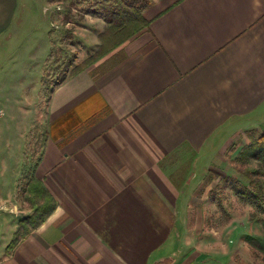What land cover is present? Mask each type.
Masks as SVG:
<instances>
[{
  "label": "crops",
  "instance_id": "1",
  "mask_svg": "<svg viewBox=\"0 0 264 264\" xmlns=\"http://www.w3.org/2000/svg\"><path fill=\"white\" fill-rule=\"evenodd\" d=\"M40 2L0 0V73L18 67L11 54L22 61L11 45ZM140 14L141 27L121 35L108 63L76 62L49 88L44 73L51 72L54 34L47 27V45L30 68L18 67L39 76L30 95L6 96L0 81V108L7 111L0 130V264L210 262L194 251L175 258L189 242L165 249L176 237L179 202L203 178L195 168L199 154L227 136L228 125L264 121V0H150ZM39 21L53 25L42 13ZM10 101L28 114L14 143L28 147L25 164L13 181L4 164L12 146L5 132ZM28 169L55 206L7 252L23 214L16 192ZM227 223L198 232L217 230V246L229 250ZM180 227L184 233L192 226Z\"/></svg>",
  "mask_w": 264,
  "mask_h": 264
},
{
  "label": "rangeland",
  "instance_id": "2",
  "mask_svg": "<svg viewBox=\"0 0 264 264\" xmlns=\"http://www.w3.org/2000/svg\"><path fill=\"white\" fill-rule=\"evenodd\" d=\"M44 1L41 0L36 13L33 10L34 20L24 23L20 37L11 45L12 50L18 49L20 56L23 54L22 61L14 63V60L18 59L17 53L11 54L8 60L10 64H17L22 70L30 68L29 62L30 59H33L35 52L47 45L45 39L47 27L51 29V34H54V47L51 50L53 62L51 72L44 73V82L49 88L63 76L69 65L71 66L76 62L93 65L98 61L103 62L105 60L104 63H108L109 57L107 56L110 53H104L99 38L104 37L105 33L111 34L112 30L116 29L110 28L104 15L107 10L117 8L116 5H119L123 12L133 10L126 8L124 0H48L46 2L48 4ZM31 11H29V14ZM41 13L42 16L46 15L49 20L51 18L53 23L51 27L49 21L45 26L40 25ZM135 13L137 12H131L130 17L137 18ZM131 18L118 29L117 35L108 36L109 43L106 46V51L118 45L117 43L121 41V35L137 29L143 22V20H131ZM37 28H39V31H43L44 34L39 33ZM33 39L35 42H33ZM103 66L105 64L101 67ZM18 67L15 69L14 67L13 69H2L0 73L2 78L0 81H6V87H3L6 96L16 97V99L20 98V95L23 97L29 96L31 89L28 86H30V82H34V78L37 82L39 77L30 70L23 72ZM56 68H59V70L56 71ZM38 90V88L32 89V92ZM17 105L10 101L9 110L12 111V119L8 118L5 121V127H8L5 131L6 136L7 139L8 137L11 139L12 143L4 157V164L7 167L5 172L8 178L7 181H13L20 176L21 166L25 164V151L28 149V147H23V141L19 143L20 148L15 145L16 137L21 133L20 130L27 126L26 118L28 116V114H18L19 106ZM20 106L26 107L25 104ZM1 107L0 110L3 111V116H0V130H2V123L7 113L4 106ZM254 119L257 120L236 121L234 122L236 127L232 130L228 125L229 133H227V136L219 135L215 144L209 150L199 154L195 168L198 169L200 166L201 173L199 172L198 177L203 176V178L201 183H197V189L194 190L195 186L193 189L188 190L184 195L185 197L179 202V211L181 212L178 217V228L175 231L176 237H174L172 243H168L169 248L165 249V251H169L172 249L171 246L174 247L180 242H189L180 247V251L176 253L175 258H179L184 254L188 255L189 252L194 251L191 254L193 256L199 252L209 254L208 260L213 263L209 262L208 264H264V177L262 175L264 169L260 165L262 164L260 161L252 158H240L239 155L242 148L257 138L264 130L262 121H259L261 117L259 119L254 117ZM19 124L20 129L18 128ZM22 131H25V129ZM2 159L3 157L0 154V164L3 161ZM30 172L31 170L28 169L24 172L25 174L23 173L16 192L18 210L23 213L18 218V228H21L19 225L23 221L25 222L24 228H26H22L21 231L32 229V224L28 223L27 220L36 212L35 208L42 204L39 195L33 194L37 185L35 180H32ZM257 182L262 183V189L258 190ZM232 184L240 187V190L248 189L258 197V200L250 202L241 198L233 189ZM193 190L195 192L191 193ZM188 197L189 199H187ZM227 220H230V222ZM221 223H230L228 226L229 231H224L222 235L230 246L229 250L217 246L220 236L217 230L212 235L198 232L200 230L204 231V227L207 228L210 225H214L216 229ZM181 224H188L192 227L186 229L187 232L182 233ZM177 235H180V237ZM206 235L208 236L206 237Z\"/></svg>",
  "mask_w": 264,
  "mask_h": 264
},
{
  "label": "trees",
  "instance_id": "3",
  "mask_svg": "<svg viewBox=\"0 0 264 264\" xmlns=\"http://www.w3.org/2000/svg\"><path fill=\"white\" fill-rule=\"evenodd\" d=\"M150 0H124V5L126 6L127 9H133V10H121L119 5H116L117 8L115 9H110L107 10L104 18L109 24L111 29H116L112 30V33H105L104 37L101 38V46L104 48V53H107L111 51L112 49H109L106 51V46L109 43L108 42V36L110 35H117L118 34V29L122 27L126 22H128L131 18L130 14L131 12H137L135 13V16L137 18L133 17L131 20L134 19H139L142 20L140 10L143 8L145 5L149 3ZM138 27H141L138 26ZM103 39V40H102ZM263 126H264V121H263ZM240 158H246V159H255L260 161L262 164H260L263 169H264V130L261 132V134L253 139L249 144H247L244 148H242L240 152ZM264 177V174H262ZM37 188L36 190L34 189L33 194L34 195H39L40 197V202L42 204H39L38 207L35 208V213L30 216L28 223L30 222L32 224V228L37 227L40 223L43 222V220L46 218V216L52 211V209L55 206L54 200L52 196L46 191V189L43 187L42 183L38 180L35 181ZM233 185V189H235L236 193L246 201L250 202H256L258 200V197L255 194H252L248 189H242L235 185ZM258 190L262 189V183L257 182L256 183ZM25 222L23 221L21 225H19L21 228H18L17 231L15 232L10 244L7 246L6 251H10L13 249V247L16 246L17 242L23 237L28 231L27 230H22L24 228ZM26 229V228H24Z\"/></svg>",
  "mask_w": 264,
  "mask_h": 264
}]
</instances>
